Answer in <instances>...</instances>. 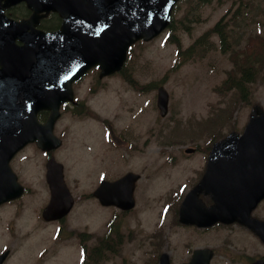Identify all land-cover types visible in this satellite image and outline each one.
I'll return each mask as SVG.
<instances>
[{"label": "rangeland", "instance_id": "obj_1", "mask_svg": "<svg viewBox=\"0 0 264 264\" xmlns=\"http://www.w3.org/2000/svg\"><path fill=\"white\" fill-rule=\"evenodd\" d=\"M181 7L179 17L186 31L179 30L176 40L186 49L207 33L206 48H198L194 57L175 67L178 47L167 42L169 33L149 43L136 44L128 57L126 75L144 86V91L129 86L124 77L116 75L98 79V89L97 73L92 72L85 83L77 85L78 98L85 100L99 117L74 115L69 124L61 125L66 143L60 153L68 179L73 193L84 196L67 218L68 231L85 234L89 244L94 245L114 215L123 219L119 223L121 245L102 264H148L157 254L153 247L159 232L161 250L170 253L173 264L190 260L196 247L214 248L216 264H247L260 252L249 239L251 236L235 226L204 230L173 224L166 204L181 185H192L199 178V171L203 173L204 158L215 141L233 129L243 130L252 105L260 101L256 93L259 84L254 87V97L246 100L240 99L237 90L229 85L242 76L243 70L237 68L242 53L250 39L264 28V0L187 1ZM219 22L228 30L224 42L211 31ZM159 85H164L170 94L165 117L156 104ZM66 121L63 119L61 124ZM99 124L104 126L102 131ZM111 130L112 140H107ZM188 147L197 150L187 153ZM57 155L63 161L59 152ZM42 157L34 147L18 159L24 164L27 177L33 170L39 171L30 179L32 183L24 180L29 196L0 210V251L5 247L12 250L10 264H78L82 241L65 238L68 233L64 231L58 237L57 224L39 219L37 210L45 191L34 182L41 180L45 185L44 173L39 169ZM80 168H85L86 177ZM130 170L142 178L136 187L134 210L122 215L118 209H103L94 201L90 194L102 178H115ZM105 173L107 177L103 176ZM45 190L48 196L46 185ZM38 193L33 201L28 200ZM184 194L185 191L177 195L176 204ZM27 208L33 211V218L25 215Z\"/></svg>", "mask_w": 264, "mask_h": 264}, {"label": "water", "instance_id": "obj_2", "mask_svg": "<svg viewBox=\"0 0 264 264\" xmlns=\"http://www.w3.org/2000/svg\"><path fill=\"white\" fill-rule=\"evenodd\" d=\"M171 4L178 0H169ZM125 2L116 0L115 7L109 6V14L105 15L93 10L91 28L87 31L78 30L69 36V41L60 46L39 47L38 49L23 48L20 51L0 53V84L4 86H17L15 94L20 97V120L35 119L37 110L42 107L44 96L48 93L58 92V80L60 70L55 65V61L61 58L64 64L69 60L74 62V67L78 74L74 78H79L88 68L99 65L101 76L111 74L121 69L127 54L128 47L138 38L140 31L152 29L159 23V15L146 10L144 13L136 14L132 11V6L123 9ZM95 7V6H94ZM114 8V9H113ZM86 20V21H87ZM102 22L104 25H102ZM167 22H163L166 25ZM155 31V32H154ZM154 29L150 37L158 33ZM149 39V38H147ZM4 63V64H3ZM50 72V73H48ZM73 78V79H74ZM35 84L36 88L31 89ZM52 87L47 92L46 87ZM6 96L0 93V102L4 103ZM4 101V102H3ZM33 104L32 112H25V104ZM160 106L166 109V99L160 97ZM264 117H253L248 124L250 134L243 140H236L232 133L227 139L214 145L209 157L207 173L201 182L186 198L181 208V220L187 223H196L199 226H208L221 220L231 222L234 219L243 220L247 217L254 205L264 197L256 194H233L215 193V186L218 180L229 179L231 174L236 177L244 176L249 180L259 182L264 188V139L255 135L262 129L261 123L256 122ZM253 126V127H252ZM252 127V129H251ZM264 131V127H263ZM17 127L9 130V138L5 133L0 135V165L8 162L12 155L20 148L14 143L21 136ZM190 152V149L187 150ZM0 175L6 180L4 167H0ZM138 176L128 174L123 179L114 183H103L96 193L105 204H117L128 209L134 205L132 197L135 181ZM14 179V176H13ZM1 181V179H0ZM62 181L60 177L53 176V188ZM14 189L15 183L13 181ZM204 191L210 194L215 200V204L206 207L198 200V193ZM14 194V193H13ZM2 201V199H0ZM64 209L59 200L52 201L45 212L49 218H55ZM212 253L207 250H196L192 260L187 264H208ZM161 264H169L167 255H163Z\"/></svg>", "mask_w": 264, "mask_h": 264}, {"label": "flooded vegetation", "instance_id": "obj_3", "mask_svg": "<svg viewBox=\"0 0 264 264\" xmlns=\"http://www.w3.org/2000/svg\"><path fill=\"white\" fill-rule=\"evenodd\" d=\"M6 14L15 20H27L31 15L32 11L27 7L26 1L22 0L18 2L16 5L10 7L6 10ZM44 14V13H41ZM62 23V19L59 16L58 13L50 12L46 15H42L39 18L37 29L44 31V32H51L56 31L60 28ZM262 42H264V28L262 29ZM255 78L254 77H247V89L249 93H252L253 91V85H254ZM260 87L256 89V93L260 95V101L261 105L264 111V76L260 78ZM243 228V227H241ZM248 232L254 234L252 231H250L248 228H245Z\"/></svg>", "mask_w": 264, "mask_h": 264}, {"label": "trees", "instance_id": "obj_4", "mask_svg": "<svg viewBox=\"0 0 264 264\" xmlns=\"http://www.w3.org/2000/svg\"><path fill=\"white\" fill-rule=\"evenodd\" d=\"M213 31L218 33V34H221L222 37H224V33L226 31V28L224 26H222L221 22L217 23L216 26L213 28ZM247 75V71L244 73V76ZM237 87L240 88V90H242L241 86H240V82L237 83ZM102 244V255H104V252L105 250H113V247L111 246V242L107 239H104L100 242V245ZM99 250H100V247L97 249V250H94V253L96 255H99Z\"/></svg>", "mask_w": 264, "mask_h": 264}]
</instances>
